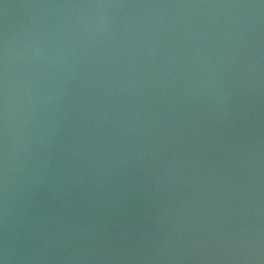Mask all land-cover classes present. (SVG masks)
Here are the masks:
<instances>
[{"label":"water","instance_id":"95a60500","mask_svg":"<svg viewBox=\"0 0 264 264\" xmlns=\"http://www.w3.org/2000/svg\"><path fill=\"white\" fill-rule=\"evenodd\" d=\"M0 264H264V0H0Z\"/></svg>","mask_w":264,"mask_h":264}]
</instances>
